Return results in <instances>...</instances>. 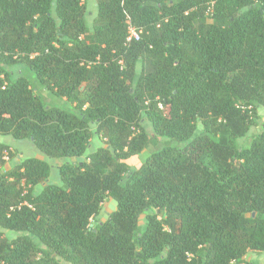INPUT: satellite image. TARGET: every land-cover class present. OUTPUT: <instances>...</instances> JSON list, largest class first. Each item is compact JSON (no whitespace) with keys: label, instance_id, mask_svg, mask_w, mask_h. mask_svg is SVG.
I'll return each mask as SVG.
<instances>
[{"label":"trees","instance_id":"1","mask_svg":"<svg viewBox=\"0 0 264 264\" xmlns=\"http://www.w3.org/2000/svg\"><path fill=\"white\" fill-rule=\"evenodd\" d=\"M85 2L0 0V135L54 160L105 142L55 181L35 158L2 169L0 144V228L16 235L0 232V264H252L264 125L242 141L264 108V0H94L90 27Z\"/></svg>","mask_w":264,"mask_h":264},{"label":"rangeland","instance_id":"2","mask_svg":"<svg viewBox=\"0 0 264 264\" xmlns=\"http://www.w3.org/2000/svg\"><path fill=\"white\" fill-rule=\"evenodd\" d=\"M85 4H86L87 11H88V15L86 16L85 20L87 22V25L90 27L92 25V17L96 13L95 3H94V0H86ZM25 76H27L28 79H31V77H32V79L35 80L33 75H31V77H30L26 73ZM32 83L36 84L34 81H32ZM34 89H35V94L43 101L45 106L57 107L59 109H63L66 111L70 110L71 112H75L73 105L65 102L64 99L56 98L55 96L50 94L48 91L40 88L39 86L34 87ZM85 96L86 95L83 94L81 97L84 98ZM257 114H258V117L254 118V120H253L254 124H253L249 134L247 135V137L242 141V145L248 146L250 141H251V137L255 133V130L257 129V127L264 125V108H259L257 110ZM144 127H145V130L149 134L152 133V128L148 123L144 122ZM198 129L200 130L201 127L199 126ZM160 140L163 141V139H160ZM104 143H105L104 140L102 138H100L99 136H93V138L91 139V141L89 143V147L86 151V154L84 156H82L80 158H76V159L72 158V159H63V160H56L55 159L54 160V159H49L46 156H44L43 154H41L35 148V146L32 144V142L27 140V139L14 140L11 136L0 135V144H5L12 149L11 150L12 156H5V158H3L4 163L2 165V169L8 171L11 168H13V166L18 161H20V159L24 160V159H29V158H35V159H39V160L47 162L52 167L49 181H55V180H57V173H56L55 167H58V166L62 165L63 163H70V164L75 165L81 161H87V154L94 151L96 148L105 147ZM159 147H161V146H159ZM13 150L18 153V156L16 155V153ZM152 151H153L152 148H149V149L143 151L138 156H134V157L130 158L129 160L125 161V163L131 169H139L141 167V165H143L146 162L148 155ZM35 190H36V192H38L40 190V186L37 187ZM115 208H116V202L112 199L106 198L103 205H102V208L100 210L99 215L97 216L96 220H94L92 222V224H95L97 222H103L107 218L108 214H110L113 210H115ZM0 232L3 235H5L6 237L12 238V237L16 236L14 233L9 232L5 229L0 228ZM245 260L248 263H252V264H264V253H257L254 251H248L246 256H245Z\"/></svg>","mask_w":264,"mask_h":264},{"label":"built area","instance_id":"3","mask_svg":"<svg viewBox=\"0 0 264 264\" xmlns=\"http://www.w3.org/2000/svg\"><path fill=\"white\" fill-rule=\"evenodd\" d=\"M125 23L127 25V42H138L140 40L141 31L131 25L130 19L128 17L126 18ZM3 158H5V156Z\"/></svg>","mask_w":264,"mask_h":264}]
</instances>
